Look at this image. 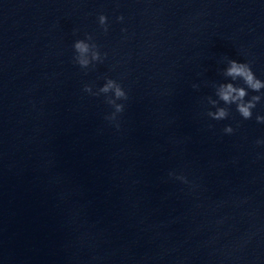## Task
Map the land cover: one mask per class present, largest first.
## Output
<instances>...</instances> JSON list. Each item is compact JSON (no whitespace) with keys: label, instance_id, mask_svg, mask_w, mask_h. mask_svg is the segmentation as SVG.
Segmentation results:
<instances>
[{"label":"water","instance_id":"1","mask_svg":"<svg viewBox=\"0 0 264 264\" xmlns=\"http://www.w3.org/2000/svg\"><path fill=\"white\" fill-rule=\"evenodd\" d=\"M223 56L264 79V0H0V264H264V124L201 103ZM103 75L119 130L81 90Z\"/></svg>","mask_w":264,"mask_h":264},{"label":"clouds","instance_id":"2","mask_svg":"<svg viewBox=\"0 0 264 264\" xmlns=\"http://www.w3.org/2000/svg\"><path fill=\"white\" fill-rule=\"evenodd\" d=\"M96 20L99 28L106 33L109 28L107 16L102 12L98 13ZM116 20L122 21L123 16L117 15ZM77 31L78 29L74 28L73 35ZM121 31L124 29L122 28ZM71 49V63L77 65L85 74L96 69L97 65L103 64L108 56V53L96 42L94 35L89 32H84L82 37L73 39ZM219 64L221 66L217 68V72L221 78L212 81V94L201 101L205 105L204 114L210 120L223 121L230 118V111L234 109L241 120L254 119L257 124H264V79L253 71L252 62L223 56ZM97 80H102V83L97 85L96 81L85 82L81 90L92 97H103V102L110 108L104 119L119 130L120 114L124 112L125 104L129 99L128 91L120 80L109 75L98 76ZM191 87L198 89L199 84L192 83ZM239 126V121H236L235 127L227 123L223 126L222 132L225 135H232ZM254 143L258 146L264 145V137H257ZM168 176L183 184L191 183L181 173L170 170Z\"/></svg>","mask_w":264,"mask_h":264}]
</instances>
